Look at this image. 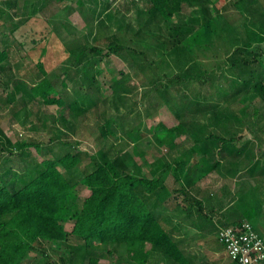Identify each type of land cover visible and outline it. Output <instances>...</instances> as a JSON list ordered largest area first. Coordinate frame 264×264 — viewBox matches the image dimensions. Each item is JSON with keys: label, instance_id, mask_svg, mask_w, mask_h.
Returning <instances> with one entry per match:
<instances>
[{"label": "trees", "instance_id": "obj_1", "mask_svg": "<svg viewBox=\"0 0 264 264\" xmlns=\"http://www.w3.org/2000/svg\"><path fill=\"white\" fill-rule=\"evenodd\" d=\"M212 1L140 0L143 6L134 21L120 28L119 32H114L113 39L106 47L88 46L89 43L80 37H74L73 43L71 40L64 43L76 66L82 64L87 52L90 57L86 62H90L92 57L99 56L101 60H106L116 55L129 64L136 77L141 73L149 76V93L154 92V98L150 101L152 111L147 117L153 111H159L172 121L170 124L164 120L160 123L156 132V146L173 152L178 148V134L191 130V146L165 165V172H171L177 184L187 180L200 166L213 172L224 161L244 155L245 148L236 146L241 128L232 127L235 121L241 123L242 119L235 112L226 118V109L221 107L225 100L235 98L243 91L264 100V62L260 55L251 52L249 46L257 32L248 31L246 45L238 47L228 58V66L238 79L232 82L229 89L233 91L230 94V90H226L222 84H214L213 73L197 61V51L202 42L216 30L210 8ZM79 2L83 4L81 0ZM6 5L14 11L18 2L6 1ZM188 11L189 15H186ZM78 42L82 44L78 45ZM153 48L163 50L159 56L165 55L162 57L164 69L174 64L176 73L162 70L156 60L151 59L149 51ZM9 59V50L0 46V74L5 71L4 65ZM35 66L40 74L39 80H33L30 86L19 81L25 96L57 106L63 119H67L68 110L77 99L69 93V83L62 80L60 91L57 83L49 77L50 72L44 62L39 60ZM9 70L12 71L11 66ZM81 72L83 76H88L86 64ZM205 84L216 87L220 95L218 100H201ZM131 85L133 87L127 85L119 91L115 90L114 96L124 100L127 94L137 90V85ZM16 89L20 91V88ZM191 90L197 92L194 98L188 95ZM82 91L78 98L84 101L95 99L96 96L92 97L91 93L86 95ZM11 95L12 99L7 104L15 100L17 93ZM99 99L100 94L94 102L97 103ZM102 101L106 102V99ZM209 111L213 121H225L231 125L227 126V135L210 132L209 126L196 123L198 114ZM258 111L255 110V115H258ZM113 120H106L103 124V137L114 134ZM127 133L135 143L134 153L143 157L145 152L140 151L136 144L142 138L140 129L134 127ZM4 135L0 126V141ZM6 143L11 144L13 150H8L0 142L3 146L1 151L9 152L7 156H0L3 169L0 173V264H23L31 252L41 254L45 259L50 258L48 250L56 251V243L64 246L62 251L67 254L62 258L64 263L80 256L86 264H98L106 255H112L121 247L126 253L122 258L128 264H149L158 254L172 264H189V257L183 251V240H178L174 230L167 229L161 218V203L166 206L163 201L168 194L163 190L164 175L157 174L155 170H152L151 176L133 174L118 158L109 159L107 153L102 151L99 155L68 151L56 159L36 162L30 158L28 150L36 147L41 151L39 143L18 141L12 144L9 139ZM85 156L89 161L86 167ZM258 161L248 168L250 173L257 170ZM70 171L81 172L80 180L73 182L69 179L66 172ZM262 171L264 175V169ZM79 185L90 191L84 200L75 192ZM252 189L256 205L247 210L245 218L253 224L255 214L261 207L259 200L264 202V179L250 191ZM198 204L202 206V202ZM68 223L73 226L71 231L66 228ZM102 249L105 250L104 254H100Z\"/></svg>", "mask_w": 264, "mask_h": 264}, {"label": "rangeland", "instance_id": "obj_2", "mask_svg": "<svg viewBox=\"0 0 264 264\" xmlns=\"http://www.w3.org/2000/svg\"><path fill=\"white\" fill-rule=\"evenodd\" d=\"M6 1L13 0H0V46L6 47L10 55L4 65L5 71L0 74V126L5 134L1 144L8 150H13L11 144L6 143L7 139L12 144L18 141L39 143L41 151L36 147L28 150L30 158L36 162L56 159L68 151L86 152L90 155H99L102 151L107 153L109 159L118 158L126 165L127 171L133 174L151 176L152 170H155L157 174L164 175L163 190L168 192L166 200L163 201L166 206L161 203V218L165 227L174 230L175 237L183 240V247L188 251L203 252L205 257L202 258L210 262L212 259L208 254L214 251L219 254V264L231 262L225 252L229 261L226 259L224 246L218 241L217 235L219 227L230 220L224 216L234 214L236 206L249 209L256 205V198L252 194L254 191H250V188L264 178L262 97L243 91L235 98L229 97L221 105L222 109H226V118L231 112H235L242 119V124L235 121L232 127L241 128L236 146L245 148L244 155L224 161L213 172L200 166L187 180L177 184L171 172H165V165L191 146V130L189 133H177L178 148L173 152L169 153L168 149L156 146V132L160 123L164 120L170 124L172 121L159 111H153L147 117L152 111L149 107L150 101L154 98V92L149 93V76L141 73L136 77L129 64L116 55L106 60H101L99 56L92 57L90 62H86L90 57L87 52L82 64L76 66L65 49L64 43L69 40L73 43L74 37L85 39L88 46L106 47L113 39L114 32H119L120 28L123 29L134 21L138 10L143 6L140 0H81L83 4H80V0H17L18 7L14 11L8 8ZM210 6L216 30L202 42L197 51V61L204 69L213 73L214 84H222L227 90L233 81L238 80L228 66V58L238 47L246 45L248 31L257 32L249 46L251 52L260 55L264 62V0H213ZM189 12L185 14L189 15ZM22 22L25 23L21 25ZM18 26L21 27L18 29ZM162 51L158 48L150 49L149 56L156 60L162 70L176 73L177 67L174 64L164 69L162 57L165 55L159 56ZM155 52L157 53L154 54ZM39 60L44 62L50 72L49 77L57 83L60 91L61 81L66 80L69 83V93L77 98L76 103L68 110L67 119H63L61 109L57 106L46 105L25 96L19 85L20 80L25 86H30L33 80L38 79L40 74L35 64ZM84 64L88 76L82 75L81 68ZM10 66L12 71L9 70ZM94 80L96 81L93 82ZM131 84L137 85L133 94H127L124 100L114 96L115 90L119 91L124 86H132ZM208 85L202 87L201 100H218L220 95L216 87ZM16 88H20V91L17 92ZM229 90L230 94L233 89ZM80 91L86 95L91 93L92 97L96 96L95 99L100 94L101 99L97 103L94 98L93 101H84L81 97L78 98L82 94ZM13 92L17 96L7 104L12 99ZM196 93L191 90L188 95L194 98ZM256 109L259 110L258 115H255ZM210 112L198 114L196 123L209 126L210 132L227 135V126L230 124L213 121ZM111 119H114V134L105 138L102 135L103 124ZM218 124L221 126L218 127ZM134 127H138L142 134L141 140L136 144L140 151L145 152L143 157L134 153L135 143L128 137L127 131ZM1 144L0 156H7L9 152H2ZM257 160V170L250 173L248 168ZM84 161L86 167L89 163L87 156ZM0 170L1 173V163ZM61 170L64 171L62 168ZM66 174L76 182L80 180L82 173L70 171ZM75 192L81 200L90 195V191L82 185ZM243 192L246 194H242ZM198 202H202V206ZM179 204L181 205L178 206ZM66 228L71 231L73 226L68 223ZM61 245H54L56 251L48 250L50 258L46 259L41 254L31 252L23 264L87 263L80 256L64 263L62 258L66 253L62 251L64 246ZM104 253L105 250L100 251V254ZM123 256L126 253L120 247L112 255H106L98 264H128ZM160 260L165 262L164 257Z\"/></svg>", "mask_w": 264, "mask_h": 264}, {"label": "built area", "instance_id": "obj_3", "mask_svg": "<svg viewBox=\"0 0 264 264\" xmlns=\"http://www.w3.org/2000/svg\"><path fill=\"white\" fill-rule=\"evenodd\" d=\"M217 239L232 263H264V237L248 220L219 227Z\"/></svg>", "mask_w": 264, "mask_h": 264}, {"label": "crops", "instance_id": "obj_4", "mask_svg": "<svg viewBox=\"0 0 264 264\" xmlns=\"http://www.w3.org/2000/svg\"><path fill=\"white\" fill-rule=\"evenodd\" d=\"M248 177H251V176H248ZM261 181H262V179H259L257 181V183H255L253 186L260 183ZM242 194H246V193L243 192ZM259 204L261 205L262 209L261 208L258 209V207H257L259 212H258V214H255L256 216L254 217L252 222H253V225L256 228V230L264 237V224H262L264 222V202H261L259 200ZM247 210H249V209L248 208H242L240 206H238V207L236 206V209L233 211L234 214H230V215L226 214V216H224V217H226L227 219H230V220H228L229 222H236V221L239 222L240 221L239 219L246 220L245 214H246ZM183 251L185 253V256L189 257V264H219L218 262H220V259L217 258V256L219 254L217 252H214V251H210L209 252L210 254H208V257H210L212 259V262H210L206 258H202V257H205L203 252L200 253L197 250H195V251L189 250L188 251V249L184 248V247H183ZM225 252L226 251L224 250V254H225ZM161 257L162 256H160V254H158V256L154 257L153 260H151V262L149 264H166L165 263V262H167L166 259L164 258L165 262H163L160 260ZM225 257L228 260L226 254H225ZM156 259H157V261H156ZM228 264H233V263L229 261Z\"/></svg>", "mask_w": 264, "mask_h": 264}]
</instances>
